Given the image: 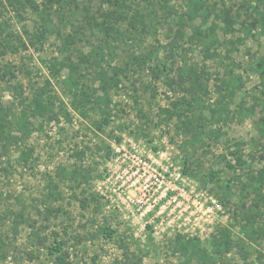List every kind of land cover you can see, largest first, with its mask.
<instances>
[{
    "label": "rangeland",
    "instance_id": "obj_1",
    "mask_svg": "<svg viewBox=\"0 0 264 264\" xmlns=\"http://www.w3.org/2000/svg\"><path fill=\"white\" fill-rule=\"evenodd\" d=\"M0 25V264H264L262 237L239 241L254 202L264 229V0H0ZM158 152L150 177L220 204L208 234L132 218L144 179L114 180ZM224 229L242 250L175 244L212 254Z\"/></svg>",
    "mask_w": 264,
    "mask_h": 264
},
{
    "label": "built area",
    "instance_id": "obj_2",
    "mask_svg": "<svg viewBox=\"0 0 264 264\" xmlns=\"http://www.w3.org/2000/svg\"><path fill=\"white\" fill-rule=\"evenodd\" d=\"M121 150L122 156L115 159L126 164L125 147L122 146ZM156 155H159V152L149 157L153 168L148 165L147 161L135 159L133 165L122 170L123 176L118 173L114 180H122L128 175L125 184L127 182L136 184L144 179L142 197L135 201L136 211L131 212L132 218L137 224L142 222V229L150 227L153 235L166 230L198 237L205 233L208 234L213 229L218 213L222 211L220 204L211 197L206 199L202 193H196L193 183L183 177L178 169L170 170L167 167L162 174H159L160 178L150 177L149 171H154L155 165L158 166V161L154 160ZM132 156L135 157V155ZM133 178L134 181L131 182ZM138 178H141L140 181ZM150 178H154V181L147 184Z\"/></svg>",
    "mask_w": 264,
    "mask_h": 264
},
{
    "label": "trees",
    "instance_id": "obj_3",
    "mask_svg": "<svg viewBox=\"0 0 264 264\" xmlns=\"http://www.w3.org/2000/svg\"><path fill=\"white\" fill-rule=\"evenodd\" d=\"M0 30H1V25H0ZM180 35V34H179ZM182 35H180L181 37ZM1 47V46H0ZM0 55H4V51H0ZM100 75H99V81L101 82V88L103 91H106L108 86H110L109 82L111 79H108L107 77V72L104 70H100ZM7 73H3L0 75V78H3ZM108 80V81H107ZM40 108H43L42 102L39 101L37 103ZM167 114L169 115L170 113L167 111ZM171 117V116H170ZM103 122L105 124L108 123V119L105 117ZM0 140H4V137L0 135ZM187 171L186 168H184V173ZM262 203L261 202H254L253 204L249 205L246 211V214L244 216V225L241 226V235L242 237L239 239V241H256L259 239V237H262L264 239V229H259L257 227L258 225V217H259V208L261 207ZM112 231H108L107 235L111 236ZM219 236L218 238L216 237L210 242V251H212V254H209V250L203 247L197 239H184L180 236H177L175 239V244L179 246L181 251L183 253L189 254L191 259H196V258H204L206 261H211V258L213 256H220L221 254H225L227 251H231L232 247H237L239 250H242L235 241H233L232 238V232L228 229L220 230L218 233ZM234 244L233 246H231ZM61 250V244L57 243V247L54 249V252H60ZM128 249L123 250L122 257L121 259H116L113 261L112 264H142L141 260L139 259H134L132 256L129 255ZM57 261L59 263H64V259L62 257H57ZM260 258L257 259V263L253 261H248L247 258L244 256L243 257V263L242 264H260Z\"/></svg>",
    "mask_w": 264,
    "mask_h": 264
}]
</instances>
